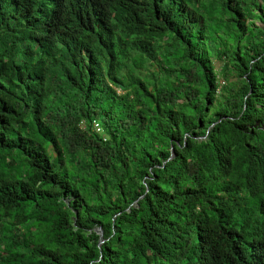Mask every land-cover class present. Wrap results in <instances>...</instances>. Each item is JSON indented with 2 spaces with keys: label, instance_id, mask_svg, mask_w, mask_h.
<instances>
[{
  "label": "trees",
  "instance_id": "trees-1",
  "mask_svg": "<svg viewBox=\"0 0 264 264\" xmlns=\"http://www.w3.org/2000/svg\"><path fill=\"white\" fill-rule=\"evenodd\" d=\"M259 2L0 0V264H264Z\"/></svg>",
  "mask_w": 264,
  "mask_h": 264
},
{
  "label": "rangeland",
  "instance_id": "rangeland-1",
  "mask_svg": "<svg viewBox=\"0 0 264 264\" xmlns=\"http://www.w3.org/2000/svg\"><path fill=\"white\" fill-rule=\"evenodd\" d=\"M258 7H260V2H259V0H258ZM254 13H256V15L257 16H261V12L259 11V10H255L254 11ZM256 24H258V25H260V23L259 22H256ZM213 62H214V69H215V72L218 74V76H217V79H218V81H219V83L222 85V82H223V80L221 79V77H220V66H221V64L220 63H218L217 61H213L212 60V64H213ZM96 233L98 234V236H99V231H97L96 230ZM100 237V236H99ZM103 240V235H102V237H101V239H100V242ZM99 242V245H101L103 242H104V240H103V242L102 243H100Z\"/></svg>",
  "mask_w": 264,
  "mask_h": 264
},
{
  "label": "clouds",
  "instance_id": "clouds-1",
  "mask_svg": "<svg viewBox=\"0 0 264 264\" xmlns=\"http://www.w3.org/2000/svg\"><path fill=\"white\" fill-rule=\"evenodd\" d=\"M214 61H217V60H214ZM218 62V61H217ZM219 63V62H218ZM213 64H214V62H213ZM95 125H98V129L99 130H97V127L95 126ZM92 129L96 132V133H98V134H102V127L97 123V122H94L93 124H92Z\"/></svg>",
  "mask_w": 264,
  "mask_h": 264
},
{
  "label": "water",
  "instance_id": "water-1",
  "mask_svg": "<svg viewBox=\"0 0 264 264\" xmlns=\"http://www.w3.org/2000/svg\"><path fill=\"white\" fill-rule=\"evenodd\" d=\"M97 231H99V236H100V239H101V237H102V231H101V229H97ZM102 242H103V240L100 243H102Z\"/></svg>",
  "mask_w": 264,
  "mask_h": 264
},
{
  "label": "built area",
  "instance_id": "built-area-1",
  "mask_svg": "<svg viewBox=\"0 0 264 264\" xmlns=\"http://www.w3.org/2000/svg\"><path fill=\"white\" fill-rule=\"evenodd\" d=\"M95 126L97 127V130H99V129H98V125H95Z\"/></svg>",
  "mask_w": 264,
  "mask_h": 264
}]
</instances>
